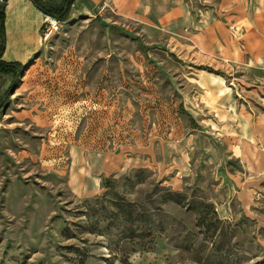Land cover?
Listing matches in <instances>:
<instances>
[{
  "label": "rangeland",
  "instance_id": "obj_1",
  "mask_svg": "<svg viewBox=\"0 0 264 264\" xmlns=\"http://www.w3.org/2000/svg\"><path fill=\"white\" fill-rule=\"evenodd\" d=\"M184 1L193 15L219 6V0ZM116 17L66 18L45 41L39 35L42 49L18 74L0 73V264H79L70 246L86 248L84 264H106L107 234L74 229L90 222L84 211L92 202L84 199L103 195L105 179L119 180L114 189L127 200L144 201L157 185L212 202L235 232L240 264H264L262 72L251 64L229 74L217 69L221 78L204 75L161 50L143 51L111 26L134 35L142 28ZM73 83L81 89L71 90ZM89 126L100 136L89 138ZM75 144L112 161L94 195L76 197L67 186V151ZM136 169L148 177L130 186L122 177ZM163 209L171 224L166 233L147 251L116 252L127 261L113 264H192L169 238L192 230L193 215L173 204ZM63 226L73 237L62 236Z\"/></svg>",
  "mask_w": 264,
  "mask_h": 264
},
{
  "label": "crops",
  "instance_id": "obj_2",
  "mask_svg": "<svg viewBox=\"0 0 264 264\" xmlns=\"http://www.w3.org/2000/svg\"><path fill=\"white\" fill-rule=\"evenodd\" d=\"M0 5L4 12L5 35L1 59L23 64L43 47L39 29L47 15L31 0H4ZM64 6L65 18L70 20L94 18L100 22L117 16L116 19L136 24L142 28L138 35L114 24L111 27L134 39L143 51L161 50L166 55L178 57L182 65L199 66L204 75L221 78L223 75L217 69H224L229 74V68L257 64L256 69L262 72L257 77H264V0H219L218 9L198 10L194 15L184 0H69ZM219 12H222L220 17L217 16ZM9 49L13 53L7 55ZM70 85L74 92L81 89L79 83ZM93 111H90L92 117ZM98 111L96 115L100 116V108ZM71 114L69 123L74 126ZM88 128L92 133L88 134L89 138L96 134L100 136L94 128ZM80 138L72 140L77 143ZM82 142L85 143L84 138ZM67 152L70 192L76 197L96 194L100 175L113 171L112 161L108 162L103 152L78 144L70 145Z\"/></svg>",
  "mask_w": 264,
  "mask_h": 264
},
{
  "label": "trees",
  "instance_id": "obj_3",
  "mask_svg": "<svg viewBox=\"0 0 264 264\" xmlns=\"http://www.w3.org/2000/svg\"><path fill=\"white\" fill-rule=\"evenodd\" d=\"M4 0H2L3 2ZM32 3L45 15L53 16L58 20H65L66 8L64 5L69 0L45 5L40 0H31ZM4 12L0 5V73L18 74L22 64L14 61H4L1 55L4 49L3 33ZM207 71L212 69L204 67ZM143 169H136L122 177L130 186L142 184L147 179ZM119 180H102L103 195L94 196L84 202L86 205L85 218L90 222L74 224L76 230L95 235L108 236L106 248L112 252L104 261L113 264L114 261L126 263L125 256L118 258L116 252L122 251L129 254L137 250H149L156 242V237L165 234L168 214L163 209L165 204H173L190 212L194 217L193 229L186 230L183 234L177 231L172 240L173 248L185 255L186 260L192 264H240L244 257L239 248V242L233 240L234 230L225 225V221L218 218L212 202L187 194L185 191L172 190L169 187L154 185L147 192L144 201L127 200L114 188ZM111 193L110 196L105 193ZM92 200V201H91ZM84 219V220H86ZM61 234L64 238L73 237V232L68 226H63ZM85 247V246H81ZM126 247L130 248L126 250ZM79 256L78 263L84 264L90 256L86 248L70 246Z\"/></svg>",
  "mask_w": 264,
  "mask_h": 264
},
{
  "label": "built area",
  "instance_id": "obj_4",
  "mask_svg": "<svg viewBox=\"0 0 264 264\" xmlns=\"http://www.w3.org/2000/svg\"><path fill=\"white\" fill-rule=\"evenodd\" d=\"M2 2V0H0ZM61 20L53 19L51 16L47 15V18L43 21V23L40 26V35L41 39L43 41L46 40L47 35L57 29L58 26H60Z\"/></svg>",
  "mask_w": 264,
  "mask_h": 264
},
{
  "label": "bare ground",
  "instance_id": "obj_5",
  "mask_svg": "<svg viewBox=\"0 0 264 264\" xmlns=\"http://www.w3.org/2000/svg\"><path fill=\"white\" fill-rule=\"evenodd\" d=\"M48 35H49V34H48ZM48 35H47V36H48Z\"/></svg>",
  "mask_w": 264,
  "mask_h": 264
},
{
  "label": "water",
  "instance_id": "obj_6",
  "mask_svg": "<svg viewBox=\"0 0 264 264\" xmlns=\"http://www.w3.org/2000/svg\"><path fill=\"white\" fill-rule=\"evenodd\" d=\"M65 7V6H64Z\"/></svg>",
  "mask_w": 264,
  "mask_h": 264
}]
</instances>
